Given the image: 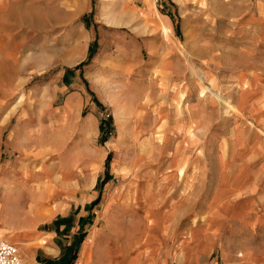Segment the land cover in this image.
Masks as SVG:
<instances>
[{
    "label": "rangeland",
    "instance_id": "1",
    "mask_svg": "<svg viewBox=\"0 0 264 264\" xmlns=\"http://www.w3.org/2000/svg\"><path fill=\"white\" fill-rule=\"evenodd\" d=\"M16 122L47 132L26 170L80 172L99 206L221 220L264 191V0H0Z\"/></svg>",
    "mask_w": 264,
    "mask_h": 264
},
{
    "label": "crops",
    "instance_id": "2",
    "mask_svg": "<svg viewBox=\"0 0 264 264\" xmlns=\"http://www.w3.org/2000/svg\"><path fill=\"white\" fill-rule=\"evenodd\" d=\"M18 123L0 126V237L24 264H264V191L255 184L233 194L251 200L228 205L221 220L197 222L195 214L183 223L180 207L172 215L155 205L135 218L131 207L99 206L100 193L87 194L80 172L26 170L47 132L19 131Z\"/></svg>",
    "mask_w": 264,
    "mask_h": 264
},
{
    "label": "built area",
    "instance_id": "3",
    "mask_svg": "<svg viewBox=\"0 0 264 264\" xmlns=\"http://www.w3.org/2000/svg\"><path fill=\"white\" fill-rule=\"evenodd\" d=\"M0 264H24L18 248L0 237Z\"/></svg>",
    "mask_w": 264,
    "mask_h": 264
},
{
    "label": "trees",
    "instance_id": "4",
    "mask_svg": "<svg viewBox=\"0 0 264 264\" xmlns=\"http://www.w3.org/2000/svg\"><path fill=\"white\" fill-rule=\"evenodd\" d=\"M109 122V121H108ZM108 122H107V126H108ZM102 128V127H101ZM102 131V130H101ZM108 161H109V156L106 158V161H105V166L108 165ZM108 179V176L104 179V180H107Z\"/></svg>",
    "mask_w": 264,
    "mask_h": 264
},
{
    "label": "bare ground",
    "instance_id": "5",
    "mask_svg": "<svg viewBox=\"0 0 264 264\" xmlns=\"http://www.w3.org/2000/svg\"><path fill=\"white\" fill-rule=\"evenodd\" d=\"M162 25H163V23H162ZM164 30H165V33L168 34V29L165 28ZM201 77H202V76H201ZM204 78H205V77H204ZM204 78H203V79H204ZM200 81H201V80H200ZM221 100H222V99H221ZM222 101H223V100H222ZM124 108H126V107H123V109H124ZM84 129H85V127H84ZM85 130H86V129H85ZM33 188H34V187H33ZM35 189H36V188H35Z\"/></svg>",
    "mask_w": 264,
    "mask_h": 264
}]
</instances>
